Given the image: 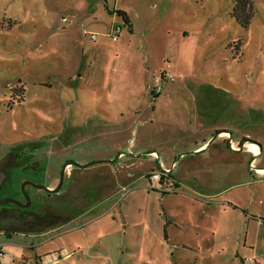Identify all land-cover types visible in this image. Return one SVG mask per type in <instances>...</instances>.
Instances as JSON below:
<instances>
[{"label": "rangeland", "instance_id": "obj_1", "mask_svg": "<svg viewBox=\"0 0 264 264\" xmlns=\"http://www.w3.org/2000/svg\"><path fill=\"white\" fill-rule=\"evenodd\" d=\"M53 1L0 0V159L11 175L0 198L29 195L50 222L40 233L55 228L34 238L33 254L264 264V0L247 29L232 0H108L130 16L131 26L117 18L118 39L103 21L85 36L72 0ZM164 70L175 79L157 83ZM243 139L261 155L231 148ZM160 163L171 172L153 187ZM168 230L197 243L175 245Z\"/></svg>", "mask_w": 264, "mask_h": 264}, {"label": "crops", "instance_id": "obj_2", "mask_svg": "<svg viewBox=\"0 0 264 264\" xmlns=\"http://www.w3.org/2000/svg\"><path fill=\"white\" fill-rule=\"evenodd\" d=\"M65 3L66 2L60 3L57 0H54L52 2L53 5H58V6L65 5ZM67 7L68 9H70V12H74L77 15H80L83 22L87 25V27H89L87 28L88 31L97 33L98 30H96L95 27L102 26L99 23L103 21L105 22V24H107V27H108L107 29H110L109 34L113 31L114 27H117L120 24L117 18H120L122 16L117 14V10L125 11V12L127 11L124 8H119V7H115L111 9L108 0H104L103 4H100V5L93 2V0H72V3H70V5ZM128 17L130 18L129 15ZM130 28L133 31L134 29L133 25ZM107 29L105 28L104 30H107ZM99 32L102 33V29H100ZM217 134H218L219 139H226L229 136L228 132L221 131V130ZM230 136H231V139H233V135L231 133H230ZM248 143L249 142H247L246 145L243 144L244 146H240V144L237 145V143L231 140L230 145H231V148L233 149L243 150L244 148H246L248 151H252L253 153H256L255 151L259 150V152L256 153V156L261 155L262 153L261 145L257 144L259 146L257 147V146H254V144H249L252 149L251 150L247 146ZM120 154L122 153L120 152L117 157H119ZM256 168L259 170V171L257 170L255 171L256 174H258L259 176H263L264 167H256ZM258 179L260 180V177ZM56 188H57L56 186L53 187V189H56ZM234 207L237 208L238 206L234 205ZM249 218H250V221L260 220L258 216L255 214H251ZM73 220L74 219H72L71 222H73ZM170 223L171 222L169 220L166 224V227H168ZM54 229L49 232L44 231L43 233H40V232L38 233L36 232H31V233L0 232V237L4 236V238H6V240L4 241L0 240V247L3 248L6 253L5 256L0 259V264H2V262H4L5 264H12L13 262H16V261H18L17 262L18 264H25L22 261L24 257H28L29 262L33 261L35 264H61V258H64V260H68L71 257V253L65 248H61L60 250H56L49 254H46V253L43 254V253H37V252L33 254V251H36V246H37L34 241V238H42L44 236H47L48 233L52 234L54 233ZM166 238L169 242H174L175 245H181L184 247H191L193 244L197 243L196 242L197 240H193L192 241L193 244H192L190 240H186L184 238L175 239V237L172 236V233H170L169 230L167 231ZM47 241L48 239L46 241H43V243ZM247 242L248 240H246V243ZM63 250H67L68 255H65L63 257L62 256L57 257V254H59Z\"/></svg>", "mask_w": 264, "mask_h": 264}, {"label": "water", "instance_id": "obj_3", "mask_svg": "<svg viewBox=\"0 0 264 264\" xmlns=\"http://www.w3.org/2000/svg\"><path fill=\"white\" fill-rule=\"evenodd\" d=\"M4 159H0V187L3 184V181L6 180L7 174L3 172L2 170V164L4 163ZM30 181H25L23 183V189H25V186L27 184H30ZM62 185V182L60 183V186L57 187V189H48L49 191H58L60 190ZM38 186V185H36ZM39 187V186H38ZM27 203H23L22 201L13 198V197H3L0 198V232H22V233H31V232H41L43 231L48 223L47 218H43L42 225H38L33 223L31 227H28L26 223H28V218H24L21 215L20 208L21 207H29L32 203V199L29 195H26ZM7 203H13L15 205H18L19 208H12L9 206H4ZM35 219L39 222V220L42 218L40 215H35ZM48 223V224H47Z\"/></svg>", "mask_w": 264, "mask_h": 264}, {"label": "trees", "instance_id": "obj_4", "mask_svg": "<svg viewBox=\"0 0 264 264\" xmlns=\"http://www.w3.org/2000/svg\"><path fill=\"white\" fill-rule=\"evenodd\" d=\"M232 2H233L232 16L235 18V20L241 27L245 29L249 28L255 14L254 0H232ZM117 14L123 17L127 25L131 26L130 18L128 17L125 11L117 10ZM153 95L156 96L155 93H153ZM217 133H219V131ZM247 140L248 139L241 140L240 146H243V144Z\"/></svg>", "mask_w": 264, "mask_h": 264}, {"label": "built area", "instance_id": "obj_5", "mask_svg": "<svg viewBox=\"0 0 264 264\" xmlns=\"http://www.w3.org/2000/svg\"><path fill=\"white\" fill-rule=\"evenodd\" d=\"M121 27H114L113 32L110 33V35L112 37H114V39H118L120 37L119 31L121 32ZM84 35H90L93 39L97 38L98 33L96 32H90L88 30H84ZM163 77H169L171 80H174L175 77L171 74L170 71L164 70L161 75L156 77V82L159 83L161 81V79ZM161 90V86H157V88L154 90V93H158ZM160 168L159 169H153L149 175L150 180L152 182V186L154 187V184L160 180H162L164 178V176H166L168 174V172L170 171L169 169H167V167H165V165L163 163H160ZM5 251L3 248L0 247V259L3 258L5 256ZM68 255V251L67 250H63L61 251L59 254H57L58 256H65ZM54 256V255H53Z\"/></svg>", "mask_w": 264, "mask_h": 264}, {"label": "flooded vegetation", "instance_id": "obj_6", "mask_svg": "<svg viewBox=\"0 0 264 264\" xmlns=\"http://www.w3.org/2000/svg\"><path fill=\"white\" fill-rule=\"evenodd\" d=\"M15 158H16V156H12V155H10L9 156V164H13V163H15ZM2 166H4V163L2 164ZM64 166V165H63ZM3 168V167H2ZM6 169V172L8 173V176H7V179L4 181V185H9V183H11V175H10V172L7 170V168H6V166H4V170ZM60 177V176H59ZM61 181V179L60 178H58V182H60ZM4 185H2V186H4ZM58 186V185H57ZM56 186V187H57ZM20 201H22L23 203H27V200L25 199V200H20ZM6 205H8L9 207H12V208H19V206L18 205H15V204H13V203H7ZM52 211V210H51ZM20 212H21V215L24 217V218H28V223H26V225H28V227H31V225L33 224V223H35V224H38V225H40V222H38L37 221V219H35V216H34V212H33V209H32V203H31V205L29 206V207H21L20 208ZM39 213V215H40V212H38ZM37 213V214H38ZM37 214H35V215H37ZM51 215H52V212L50 213ZM54 214H55V212H54ZM68 218V217H67ZM66 217L65 216H63V215H61L60 216V218H58V219H56V218H54V216L53 217H51V223H52V227L54 226V227H56V226H59L60 224H62V223H65L66 222ZM50 226V227H51ZM49 228V227H48Z\"/></svg>", "mask_w": 264, "mask_h": 264}]
</instances>
